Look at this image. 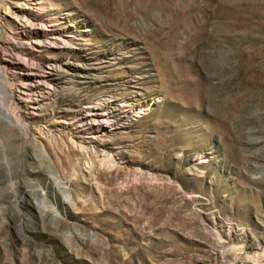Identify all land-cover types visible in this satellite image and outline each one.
I'll use <instances>...</instances> for the list:
<instances>
[{"label":"rangeland","instance_id":"374dc122","mask_svg":"<svg viewBox=\"0 0 264 264\" xmlns=\"http://www.w3.org/2000/svg\"><path fill=\"white\" fill-rule=\"evenodd\" d=\"M67 2L92 27L63 26L91 75L45 70L58 92L37 94L32 127L64 122L47 114L70 95L82 108L112 97L143 110L114 131L120 164L97 159L91 185L72 178L80 154L45 147L0 111V264H264V0L49 4ZM2 14L8 40L24 23ZM120 46L119 60L108 55Z\"/></svg>","mask_w":264,"mask_h":264},{"label":"bare ground","instance_id":"6f19581e","mask_svg":"<svg viewBox=\"0 0 264 264\" xmlns=\"http://www.w3.org/2000/svg\"><path fill=\"white\" fill-rule=\"evenodd\" d=\"M9 1L10 3H8V0H1L0 32L4 31L6 27L3 23L5 12L2 14V10H6L13 15V18L24 24L15 25L11 23L9 26L13 31L10 38L8 40L0 39V48L3 53L0 58V79L5 81V86L9 89L8 94H5L7 98L0 96V111L3 112L6 119L12 122L15 128L26 132L32 139H39L45 147V143L63 144L68 146L72 152L80 154L85 163L83 165L82 163L73 165L72 178L75 180L80 175L84 176V179L91 185L93 180L86 176L88 172L92 173L91 169L96 164L97 159L101 158L99 163L102 167L115 168L120 164L112 153L114 148L111 147V139L114 136V131L119 126L125 125L134 114H141L143 109L131 99L122 100V105H119L118 101L111 100L112 97L105 100L98 99L96 105L82 108L79 106L76 96L70 95L69 97L72 98L66 100L65 106L67 109L62 108V111L59 112L53 109L51 113L47 114L48 117L54 119L56 117L53 115L59 114V118L65 120L64 122H59V125L52 124L47 129L32 127L37 115L26 112L33 109V107L39 110L42 108V102L35 98L38 97L37 94L41 92V94H47L49 97L58 92L57 87L51 88L52 85H49V80L53 78L46 79L42 76L45 70H52L63 76H72L73 74L74 77H72L78 79H86L91 75L86 67L84 56L75 55L67 49V46L76 40L77 32L73 30L69 32L70 35L65 36L66 30L63 28L66 22L72 19H74L73 22L78 23L77 26L79 27L86 25V21H84L85 24H83L84 22L81 23L82 16L76 12L77 10L69 2L65 4L60 12H57V10L52 11V8H50L51 4L49 2L51 0ZM59 3L53 5L60 6ZM26 6L37 8L42 15L27 10ZM12 7L16 10H12ZM46 27H53V29L47 32ZM85 28H87L86 33L92 32V29H88L92 28L91 26L86 25ZM62 45L65 46L64 50L60 48ZM35 48H39L40 53H47L48 56L35 54ZM57 48L59 50H53ZM122 50L123 47L120 46L109 50L108 55L119 60L121 55L119 53ZM77 60H80V63L76 62ZM47 88L52 91L44 92V89ZM26 114L31 115L30 118H27ZM77 127L82 128L81 131H84L90 137H82L76 131ZM3 133L5 132L0 130V137L2 136V138ZM126 152L124 148H118L116 154L124 156Z\"/></svg>","mask_w":264,"mask_h":264}]
</instances>
